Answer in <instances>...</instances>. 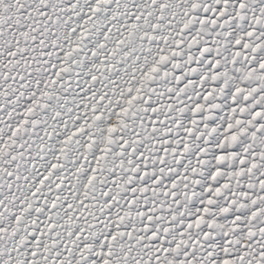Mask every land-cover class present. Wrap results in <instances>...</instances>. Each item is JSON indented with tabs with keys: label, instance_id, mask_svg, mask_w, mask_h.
<instances>
[{
	"label": "snow or ice",
	"instance_id": "1",
	"mask_svg": "<svg viewBox=\"0 0 264 264\" xmlns=\"http://www.w3.org/2000/svg\"><path fill=\"white\" fill-rule=\"evenodd\" d=\"M0 264H264V0H0Z\"/></svg>",
	"mask_w": 264,
	"mask_h": 264
}]
</instances>
